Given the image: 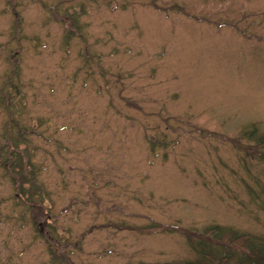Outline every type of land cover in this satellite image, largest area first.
Masks as SVG:
<instances>
[{
    "label": "rangeland",
    "instance_id": "374dc122",
    "mask_svg": "<svg viewBox=\"0 0 264 264\" xmlns=\"http://www.w3.org/2000/svg\"><path fill=\"white\" fill-rule=\"evenodd\" d=\"M263 137L264 0H0V264H240Z\"/></svg>",
    "mask_w": 264,
    "mask_h": 264
},
{
    "label": "trees",
    "instance_id": "16d2710c",
    "mask_svg": "<svg viewBox=\"0 0 264 264\" xmlns=\"http://www.w3.org/2000/svg\"><path fill=\"white\" fill-rule=\"evenodd\" d=\"M260 147H264V137L263 140H261V143H259ZM160 227L158 225H149L147 228H139L137 229L138 232H146L150 230H158ZM209 238L216 239L218 242V246L221 248H229L241 251L242 257L239 259L240 264H264V239L254 237L247 233L239 234L235 231L228 230V228H223L220 226H212L203 233ZM201 235V234H199ZM189 244H191L192 248L194 247L192 241L189 239ZM212 251V249H211ZM217 253V252H216ZM201 255H204L203 252H201ZM219 259L218 262L229 260V256L227 255H219L217 253ZM209 259L206 260L210 263H217V261L212 258L211 256L215 257L211 253H208ZM188 264H200L199 262L195 263H188Z\"/></svg>",
    "mask_w": 264,
    "mask_h": 264
},
{
    "label": "flooded vegetation",
    "instance_id": "af4514ba",
    "mask_svg": "<svg viewBox=\"0 0 264 264\" xmlns=\"http://www.w3.org/2000/svg\"><path fill=\"white\" fill-rule=\"evenodd\" d=\"M12 162H13V158H12V161L11 160H9L8 161V164H12ZM13 167V166H12ZM20 195V194H19ZM20 197H22L21 195H20ZM26 199H27V197H26V195H25V199H24V201H26Z\"/></svg>",
    "mask_w": 264,
    "mask_h": 264
}]
</instances>
